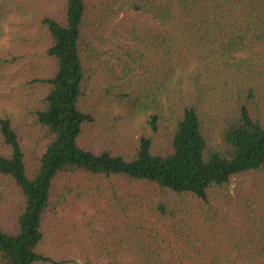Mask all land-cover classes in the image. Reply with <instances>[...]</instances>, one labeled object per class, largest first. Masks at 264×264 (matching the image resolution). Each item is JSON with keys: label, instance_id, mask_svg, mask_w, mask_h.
I'll list each match as a JSON object with an SVG mask.
<instances>
[{"label": "trees", "instance_id": "trees-1", "mask_svg": "<svg viewBox=\"0 0 264 264\" xmlns=\"http://www.w3.org/2000/svg\"><path fill=\"white\" fill-rule=\"evenodd\" d=\"M65 3L63 22L42 21L51 38L47 55L55 62V72L44 80L48 91L37 112V124L48 144L33 175L28 173L12 121L0 117V141L9 150L7 155L0 154V175L12 180L22 197L17 228L0 229V264H56L39 252L43 222L73 194L67 181V192L62 198L55 197L58 182L71 177L119 179L144 188L143 197L131 193L121 197L118 188L112 187L113 204L150 225L132 224L128 245L119 244L120 238L116 249L101 245L98 254L113 259L108 264H117L124 254L140 258L141 264H264V197L257 201L262 209L256 216L250 215L240 229L243 235L232 236L233 257H221L216 246L195 231L190 205L197 201L208 206L212 192H225L233 180L264 172V61L256 58L264 57V0L123 2L122 6L149 16L160 26L133 32L135 46L123 54H156L161 59L163 69L151 74L145 92L137 97V106L146 114L152 134L162 130L163 122L171 125L167 149L156 150L152 137L142 135L130 158L80 145L85 129L96 122L84 103L88 54L83 45L88 41L89 0ZM110 13L109 8L107 12L103 9L99 19ZM94 51L103 54L96 46ZM244 53L249 57L238 60L236 56ZM187 61L195 64L194 72L185 68ZM133 72L129 67L125 70V74ZM217 80L226 84L234 102L220 127L218 144L204 107L211 96L205 88ZM189 81L192 90L184 94L183 85ZM171 84L180 90L173 106L169 104ZM242 201L250 209L251 204ZM142 233H155L157 242L147 243L141 239Z\"/></svg>", "mask_w": 264, "mask_h": 264}, {"label": "rangeland", "instance_id": "rangeland-1", "mask_svg": "<svg viewBox=\"0 0 264 264\" xmlns=\"http://www.w3.org/2000/svg\"><path fill=\"white\" fill-rule=\"evenodd\" d=\"M6 1L10 3L6 4ZM123 2L126 0H89L85 26L88 41L82 49L88 54L85 59L88 82L84 103L92 111L96 122L85 129L80 145L94 152L107 150L130 158L135 152L137 139L142 135L152 137L156 150L167 149L171 125L170 122H167L168 125L163 122L162 130L152 134L147 126L146 114L137 106V97L145 92L151 74L163 69L161 59L156 54H123L135 46L131 36L133 32H141L145 27L157 30L160 26L149 16L122 6ZM65 5V0H0V117L10 118L18 132L30 175L34 174L38 159L48 144L36 118L48 91L44 80L51 78L55 72V62L47 55L52 45L51 38L42 21L53 18L63 22ZM4 8H8L6 13ZM107 8L111 13L107 18L99 19L102 10L107 12ZM95 46L103 54L96 55ZM236 57L238 60L247 59L249 54H238ZM256 58L264 61L262 56ZM128 67L134 72L125 74ZM185 68L193 72L197 69L193 61H187ZM225 85L217 80L211 88H205L211 96L204 107H207L209 127L217 144L227 109L234 103ZM183 86L184 94L192 90L190 81ZM179 91L171 84L170 106L178 102L175 96ZM165 101L166 97L165 114L169 116L170 110ZM0 154H9L2 141ZM67 181L73 188V194L67 195L54 211L45 216L44 238L39 247V252L56 264H108L113 259L98 254L103 250L101 245L109 250L116 249L117 238L122 240L119 244L128 245V230L132 224L142 228L150 225L132 212L122 213V206L114 205L111 198L113 186L118 188L121 197L129 193L143 197L145 191L141 185L119 179L88 181L86 178L71 177L60 180L56 185L57 199L67 192ZM261 197H264V172L233 180L225 192H212L208 206L191 201V212L195 218L193 226L198 228L195 231L216 246L221 257H233L232 236L243 235L240 229L244 222L262 209V203L257 202ZM242 199L251 204V210L247 209ZM21 200V192L14 182L0 175L1 230L13 231L17 228ZM147 234L142 233L141 239L154 245L156 234ZM160 244L164 245L162 239ZM117 264L141 262L134 255L124 254L118 257Z\"/></svg>", "mask_w": 264, "mask_h": 264}]
</instances>
